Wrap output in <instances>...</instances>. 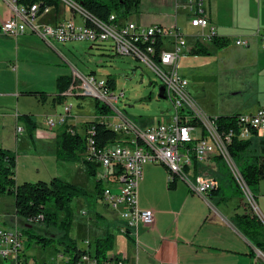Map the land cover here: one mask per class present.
<instances>
[{
  "label": "crops",
  "instance_id": "0c3cea01",
  "mask_svg": "<svg viewBox=\"0 0 264 264\" xmlns=\"http://www.w3.org/2000/svg\"><path fill=\"white\" fill-rule=\"evenodd\" d=\"M141 6L143 7V0ZM5 8L6 12L0 14V28L11 17L10 9ZM179 9L176 8L177 16ZM204 12L216 29L217 36L230 41L228 47L217 50L211 41H200L196 38L198 29L195 35L182 31L186 37L195 38L193 43L187 38L190 53L184 54L182 59L191 55L197 42L204 44L210 52V55H206V86L218 93L219 100L216 108L207 107L206 110L210 114L217 112L216 117L255 114L264 108V40L257 35L258 30L264 31V0H206ZM47 16L50 18L44 24L37 22L39 28L74 18V14L64 6L58 10L53 9ZM177 16L175 15L174 22L179 28ZM137 24L149 27L144 23ZM237 40L246 41L248 47L237 46ZM51 50V44L31 32L13 38L3 35L0 30V147L17 154V184L21 182L19 176L29 178L27 176L33 175L36 166L42 164L41 160L51 157L56 159L57 138L64 128L57 125L58 130L52 131L46 126L44 115L52 111L55 116H59L64 113L65 106L73 102L67 98L63 105L54 103L57 79L68 74L52 59ZM29 92H44L51 97L43 105L38 98L26 95ZM75 104L79 107L80 114H74L73 108L67 125H73L77 131L83 133L81 121L85 117H82L81 112L85 106L84 100ZM25 114L32 115L37 124L32 138L26 133L25 124L18 119ZM18 128L23 131L18 133ZM22 163L26 168H22ZM157 177L155 169L154 173L151 170L143 172L137 193L138 207L154 213V224L150 227L140 226L136 238L121 233V228L125 226L121 219L113 224L104 215L96 212L95 219L104 221L106 228L100 229L99 225L90 223V230L94 229L96 235L93 241L90 239L88 251L93 252V243L97 238L112 234L114 249L109 257L124 260L128 264H225V255L234 257L231 264H250V257L253 256L249 255L247 247L238 250L222 249L211 243L220 241L230 229L238 231L232 223L233 218L236 215L250 214L242 207L243 201L238 202L236 207L233 206V200L226 203L214 201L218 205L216 210L208 198H190V194H187L189 196L182 206L165 203L157 198ZM167 182L169 183V173ZM167 189L169 190L168 186ZM169 191L163 193L170 196L177 194V184L176 190ZM141 192L146 193L148 200H141ZM257 195L259 211L264 218V181L261 182ZM191 201L195 202L190 204ZM78 203L82 206L84 202ZM88 215L81 208L79 219L82 220V217ZM59 254L62 257L61 252ZM22 261L28 264L24 251Z\"/></svg>",
  "mask_w": 264,
  "mask_h": 264
},
{
  "label": "built area",
  "instance_id": "2783aa9c",
  "mask_svg": "<svg viewBox=\"0 0 264 264\" xmlns=\"http://www.w3.org/2000/svg\"><path fill=\"white\" fill-rule=\"evenodd\" d=\"M2 1L11 11V17L0 28L3 35L19 38L31 32L47 44L86 42L92 44L93 48L109 45L119 56L135 57L142 61L156 75L161 87H164V100H168L173 109V115L164 123L158 120V123L140 129L124 119L120 110L99 119L123 142L100 147L92 137V126L85 128L83 133L69 131L72 135L79 134L85 138L86 149L82 159L103 168L104 174L100 181L112 185L109 188L103 187L101 198L125 223L121 233L137 238L140 226L150 227L155 222L153 212L138 207V186L146 164L168 168L169 183L183 181L191 192L208 197L218 187L219 181L201 174L200 166L208 165L215 157H220L249 202H254V196L231 157L229 147L234 140H251L255 136L254 132H264V108L255 114L238 115L232 126L222 130L218 128L217 117H208L200 111L189 92L188 81L179 72L183 55L190 53L187 37L180 28L159 24L145 27L130 18H119L117 14L112 15L108 22H102L90 17L72 0L60 1L74 14L73 19L39 28L38 20L50 14L53 8L46 7L41 12L40 4L28 8L19 5V0ZM181 6L190 17L191 26L199 30L197 39L212 41L218 37L216 29L205 16V0H176V8ZM76 16H79L81 23L76 21ZM257 35L264 40V31L258 30ZM236 45L248 47L244 40H237ZM73 74L72 85L64 94L66 97L91 96L111 110L125 97L124 92L116 95L114 90L108 89L107 79L98 80L95 74L82 76L76 71ZM71 110L72 106L66 105L58 121L47 119L46 126L52 131L58 130V124L63 127ZM22 131V128H18V133ZM23 249V238H17L12 230L0 228V256L3 259L22 264L20 255ZM79 264L98 263L95 258L86 255ZM101 264L128 263L112 258Z\"/></svg>",
  "mask_w": 264,
  "mask_h": 264
},
{
  "label": "rangeland",
  "instance_id": "374dc122",
  "mask_svg": "<svg viewBox=\"0 0 264 264\" xmlns=\"http://www.w3.org/2000/svg\"><path fill=\"white\" fill-rule=\"evenodd\" d=\"M5 7L7 6L4 5L2 0H0L1 15L6 12ZM140 7V10L131 16L130 19L132 21L139 24L144 23L148 26L157 24L165 27L175 26V15L177 16L175 0H143V7ZM177 17L178 25L181 31L185 32V34L188 33L191 35H195L197 33L198 30L191 26V19L186 15L182 6L179 9V15ZM49 18L50 16L46 15L42 17L38 23L44 24L49 20ZM76 21L81 23L79 16H76ZM187 38L190 43L195 41L194 37ZM202 40L206 41L205 39ZM51 48L52 59L57 61L60 64V68L63 69V72H66L68 76H71L72 78L74 76V71L86 77L95 73L98 80L107 79L109 76L113 77L116 80V89L114 90L115 94L119 95L121 92H124L125 97L121 99L120 102L115 105V108L112 109L113 111H111L115 113L117 110H120L124 119H126L129 123L136 125L138 128L146 129L149 126L158 123V120L164 123L173 115L171 103L168 100H160L158 97L161 83L157 79L156 75L142 61L136 59L135 57L119 56L110 49L109 45L93 48L92 44L86 42H76L67 45L52 42ZM179 72L182 77L189 81V92L192 95L197 108L208 117H216V115H218L217 112L215 114H210L206 110L207 107L216 108L219 100L217 97L218 93L206 86V56H196L191 54L190 56L183 58L179 64ZM78 84L81 83L78 82ZM67 98L74 102L68 104V106H72V109L74 108V114H80L79 107L75 103H77V101L80 102L81 100H84L85 106H83V112H81L83 113L81 114L83 115L82 117H85L81 121L82 130L87 128L89 125V122L86 120H96V98L91 96ZM73 104H75L74 107ZM35 106L37 105L35 104ZM50 118H53L55 122L58 121V115L55 116L52 111H49L48 114L44 115L45 120ZM65 125H63L62 128H64ZM263 139L264 132H260L259 135H255L251 139L252 145L250 151L259 152L260 143ZM40 162L42 164H38L36 166V170L33 175L27 176L29 178L19 176V180L21 181L20 184L25 182L35 183L38 181L50 182L53 178H59L62 181H66L86 189L87 196L82 198L80 201H77L76 199L73 202L75 220L71 236L76 241L79 249L88 251L90 249V239L93 241L96 235L94 229L90 230V223L99 225L100 229L106 228V223L104 221H98L95 219L96 212L104 215L113 224L116 223L117 219H120V216L103 202L96 189L97 181H99L104 174L103 168L99 167L98 175L96 177H92L89 175L88 169L83 161L81 163H59L56 159L51 157L41 160ZM21 166L22 168H26L23 163ZM217 167V164L213 160L208 165L202 164L200 166V172L201 174H206L214 179L217 178L219 180L222 179L226 181L227 176L223 174V172H220ZM154 169L155 174L158 176L155 181L158 200L165 201V203H176L177 205L182 206L184 205L187 196H189L187 194H190V198H195L193 196H196V199L198 198L203 200L208 198L191 192L189 187L180 180L177 183L179 190L177 194L170 196L167 193H163L169 191L167 189L168 173H166L167 171L161 165L153 166L152 164H147L144 166V172L146 170H151L154 173ZM103 187L109 188L112 187V185L104 182ZM151 197L152 196L149 194V198ZM140 198L143 201L148 200V196L145 192H141ZM241 201H243L242 207L246 208L248 212L256 215L264 225V218L259 211L258 195L255 196L254 202L251 203L244 194L243 200L241 198L233 199V206L236 207L237 203ZM78 202L84 203L80 206ZM193 202L195 201H191L190 204ZM210 202L213 207L218 210V205L214 203V200H210ZM196 204L198 205L199 203L196 202ZM81 208L89 214L86 217H82V220L79 219L81 217ZM15 213L16 209L14 197L10 195H0V228L12 230V232H18L20 234V232H22L26 227V223L24 222V219L17 218ZM43 228H45L43 225L35 226L37 233L41 232ZM230 230L231 231L225 232L220 241L211 243H214V245H217L216 247L222 249L238 250L245 249L247 247L248 252L253 254V257H250V264H259V262H264V252L256 250L257 248L254 247L238 231H234L232 229ZM50 231L53 234L58 233L56 229H51ZM100 236H102V234H100ZM202 236L203 233L200 235V238ZM23 239V251L28 264H62L63 258L60 257L59 254V252L63 251L62 248H58L56 246L48 248L40 247L36 244L35 240L30 241L29 236L27 235H23ZM225 256V264H231V260H233L234 257H231L232 255ZM208 258L209 256H207V261L209 260ZM20 262L25 264L22 261L21 255ZM0 264H15V262L5 260L0 256Z\"/></svg>",
  "mask_w": 264,
  "mask_h": 264
},
{
  "label": "trees",
  "instance_id": "16d2710c",
  "mask_svg": "<svg viewBox=\"0 0 264 264\" xmlns=\"http://www.w3.org/2000/svg\"><path fill=\"white\" fill-rule=\"evenodd\" d=\"M92 18L102 22H108L110 17L117 14L119 18H130L138 12L142 0H72ZM21 6L32 7L35 4L41 5V12L50 7L55 10L60 9L62 3L60 0H19ZM212 44L217 50L229 46L230 41L223 38L212 39ZM159 51V48L157 49ZM192 55L206 56L210 55L209 50L201 42H197L191 51ZM95 74V73H92ZM73 78L71 76H60L57 79L56 94L54 103L63 105L67 97L64 95L71 87ZM107 88L116 89V80L107 77ZM26 95L36 97L44 105L51 95L44 92H29ZM96 120L89 122L88 126L94 128L93 139L100 147L110 143L123 142L119 136L99 119L103 116H109L112 111L107 105H102L97 100ZM238 115L217 117V125L220 130L232 126ZM25 124L26 133L33 137L37 124L32 115H20L18 118ZM87 126V127H88ZM69 131H77L73 125H65L64 130L57 138V150L55 154L56 161L63 163H81L82 161L92 177L98 175L99 165L82 159V154L86 149V140L79 134L72 135ZM254 135L259 133L254 132ZM251 140H234L229 147V152L237 164L241 175L253 194L254 198L259 191L262 181H264V139L260 143L259 152L250 151ZM251 152V153H250ZM214 161L220 172L227 176V180H218V187L210 192L208 199L217 203H226L235 198L243 200L244 193L229 173L225 163L220 157H215ZM164 167V166H163ZM196 169L198 165L195 164ZM17 154L11 150L0 147V195H10L15 199L16 217L24 219L26 227L19 234L29 236V240H35L40 247L48 248L56 246L62 248V264H79L83 256H90L97 260L98 264L112 258L109 257L114 249V236L108 234L105 237L97 238L94 243L93 252L79 249L76 241L71 236V231L75 220V210L73 202L76 199L87 196L86 189L62 181L59 178H53L50 182H25L17 184ZM168 173V168L164 167ZM177 180L168 183L170 191L176 190ZM98 194L103 192V183L99 180L96 184ZM232 223L238 231L258 250L264 252V225L262 221L254 214L236 215ZM43 225L45 228L41 232H36L35 226ZM51 229H56L58 233H51ZM130 236V235H127ZM249 255L253 256L252 253ZM23 256V251L21 257ZM259 264H264L260 262Z\"/></svg>",
  "mask_w": 264,
  "mask_h": 264
},
{
  "label": "water",
  "instance_id": "95a60500",
  "mask_svg": "<svg viewBox=\"0 0 264 264\" xmlns=\"http://www.w3.org/2000/svg\"><path fill=\"white\" fill-rule=\"evenodd\" d=\"M160 100H164L165 99V96H164V91H165V89H164V87H160Z\"/></svg>",
  "mask_w": 264,
  "mask_h": 264
},
{
  "label": "bare ground",
  "instance_id": "6f19581e",
  "mask_svg": "<svg viewBox=\"0 0 264 264\" xmlns=\"http://www.w3.org/2000/svg\"><path fill=\"white\" fill-rule=\"evenodd\" d=\"M13 235H17V238H19V234L17 232H12Z\"/></svg>",
  "mask_w": 264,
  "mask_h": 264
}]
</instances>
